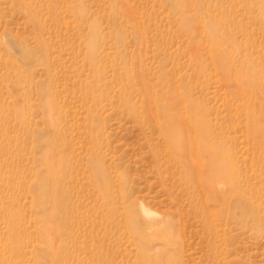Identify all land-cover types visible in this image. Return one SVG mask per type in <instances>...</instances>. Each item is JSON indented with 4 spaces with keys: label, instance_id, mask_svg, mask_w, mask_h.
<instances>
[{
    "label": "rangeland",
    "instance_id": "rangeland-1",
    "mask_svg": "<svg viewBox=\"0 0 264 264\" xmlns=\"http://www.w3.org/2000/svg\"><path fill=\"white\" fill-rule=\"evenodd\" d=\"M0 264H264V0H0Z\"/></svg>",
    "mask_w": 264,
    "mask_h": 264
}]
</instances>
